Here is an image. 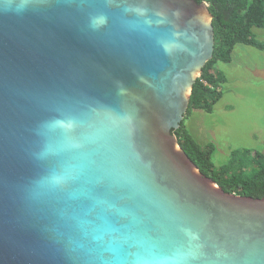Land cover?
<instances>
[{
	"label": "water",
	"instance_id": "obj_1",
	"mask_svg": "<svg viewBox=\"0 0 264 264\" xmlns=\"http://www.w3.org/2000/svg\"><path fill=\"white\" fill-rule=\"evenodd\" d=\"M214 49L206 2L0 0V264H264L173 133Z\"/></svg>",
	"mask_w": 264,
	"mask_h": 264
},
{
	"label": "trees",
	"instance_id": "obj_2",
	"mask_svg": "<svg viewBox=\"0 0 264 264\" xmlns=\"http://www.w3.org/2000/svg\"><path fill=\"white\" fill-rule=\"evenodd\" d=\"M206 2L213 15L215 49L213 58L208 61L200 77L194 84L188 111L176 135L180 146L207 177L215 181L226 193L239 196L264 198V155L256 152L239 154L233 152L228 163L215 167L212 145L202 147L184 125L185 119L193 110L212 112L222 96L219 89L222 77L214 73L218 62L229 63L236 45L264 49L258 43L254 28H264V0H197Z\"/></svg>",
	"mask_w": 264,
	"mask_h": 264
},
{
	"label": "rangeland",
	"instance_id": "obj_3",
	"mask_svg": "<svg viewBox=\"0 0 264 264\" xmlns=\"http://www.w3.org/2000/svg\"><path fill=\"white\" fill-rule=\"evenodd\" d=\"M264 43V28H254ZM222 96L212 112L193 110L184 125L202 147L212 145L213 163L227 164L232 153L264 155V49L238 44L229 63L218 62Z\"/></svg>",
	"mask_w": 264,
	"mask_h": 264
}]
</instances>
